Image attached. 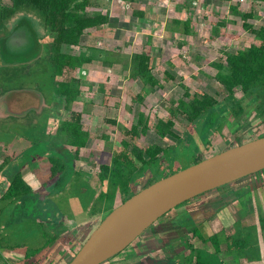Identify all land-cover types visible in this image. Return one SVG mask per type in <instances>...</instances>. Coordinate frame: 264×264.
Masks as SVG:
<instances>
[{"label": "rangeland", "instance_id": "374dc122", "mask_svg": "<svg viewBox=\"0 0 264 264\" xmlns=\"http://www.w3.org/2000/svg\"><path fill=\"white\" fill-rule=\"evenodd\" d=\"M175 1L179 3L178 0ZM9 5L10 0H0V8ZM170 9H173V3L170 4ZM137 10H142L140 11L143 14L142 19L132 16L133 12L136 14ZM236 11L233 10L234 14L231 18L233 23L230 20L229 24L224 23L223 18H207L209 21H205L204 25L203 19L200 17L193 21V35L172 36L168 34V0H122V2L119 0H90L87 12L90 15H105L108 22L86 31L79 45L70 49L71 54L76 55L87 51L93 57L90 67L77 70L69 76L74 78L72 84L78 90L89 94L90 90L95 92L94 105L96 102V105L99 104L102 96H107L108 99L104 98V100L108 101L107 106L111 107H107L106 110L104 108L101 114L94 119H90L92 117L84 113L82 125L90 134V139L86 149L79 152V159L74 161L73 172L70 171L66 176L61 175L62 183H59L58 186L54 187L52 183H48L42 187L43 190L46 188L48 191L54 189V194H49L50 196L39 194V201L37 200L34 205H28L26 212L22 213L23 216H20L21 214L12 216L25 221L23 225H20L19 232L16 227L8 230V232H12V235L4 230L0 231V237L5 240L4 244H8V246L3 244L4 246L0 247V264H22L26 249L40 248L46 244L49 237L56 235L60 237L59 245L55 253L44 264H67L73 258L81 247V240L77 238V233L84 235V232L81 233V231L87 229L86 235L88 230L99 225L102 216L96 218L95 222L88 224L87 227L79 226L70 231L68 228L82 224L100 211H103L104 217L112 210L111 206L114 208L122 203V198L119 195L115 198L117 202L96 199L91 186L92 183L97 186V192L104 189V184L101 186L97 179L98 166L108 164L111 156L123 149L122 141L128 140L129 137L125 130L131 128L140 113L151 120V123L145 136L134 139V144L138 147L158 145L166 149L172 172L174 168L176 172L178 167L182 169L189 167L196 162V158L205 159L264 136V116L256 115L255 104L245 107L238 122L231 115H227L221 127H217L214 123L215 116L211 118L210 122V118L207 121L203 119L204 121L202 120L199 126H196L195 123L189 127L183 117L174 115L178 101L186 100L187 96L207 94L217 101H222L226 96L227 93L223 86L215 79L216 68L212 64L224 63L228 54L237 53L239 49L249 45L247 41H250L248 39L252 38V34L243 29V17L246 19V23L255 29L264 26L263 3H246L237 6ZM247 14H251V17L245 18ZM21 15L13 17L5 24V27L0 28V37L10 33L18 22L15 20ZM28 16L33 19L36 28L40 31L43 26L39 15L32 12ZM216 20L222 21L221 25L219 24L221 27L219 29L214 23ZM228 25L231 27L227 28ZM50 39L48 36L41 38L45 52L42 51L41 55L33 61L8 65L2 63L0 59L1 98L13 91L32 90L40 93L45 103L44 109L39 112L29 108L27 114L17 116L5 115L8 113L7 108L1 113L3 108L0 106V142L7 145L5 154H9L0 176V182L3 185L5 183L8 185L10 178L28 165L22 166L23 162L27 163L30 159L44 161L41 166L44 167V178H47V171L50 168L48 158L51 153L54 155L55 151L60 152L54 145L59 140L53 141L54 139L51 137L54 134H48L49 129L48 131L46 129L49 126H54L49 122L53 123L50 117H54L55 113L59 120L69 118L70 114L63 113L62 108L65 104L63 99L57 96L53 77H51V65L48 62L45 48ZM135 53L149 54L152 57L151 68L157 83L155 86L144 85L146 92L143 91L144 86L141 82L129 77V60ZM138 94L142 95L140 101L135 100ZM236 96H241L239 90L236 91ZM55 98H58V101L55 104H50L55 101ZM49 104L54 108L53 111L49 110ZM69 106L71 109L77 110L84 108L83 103H73ZM223 115L225 113H221L220 117ZM169 118H172L174 122L173 135L158 137L153 129L154 125L160 120L165 121ZM108 120L115 121V124ZM178 138L182 142L177 141ZM67 149L73 151L70 146H67ZM44 152L45 154H43ZM80 159H86L89 164L83 163L84 161L80 163ZM162 164L163 168H168L166 162ZM75 166L83 174H88L89 186L85 183L84 176L74 173ZM261 172L263 175L257 173L259 175H255V179H252L254 182L252 185H256L255 187L264 185V171ZM157 178L161 179L162 177L158 176ZM149 182L150 179L144 178L137 189L141 190ZM241 182L247 183L246 179H240L235 183ZM252 187L246 184L238 190L236 189L235 197L249 198L251 190H253ZM229 188L231 187L213 192L214 195H217V202L228 201V194H223L228 192ZM56 193L59 194L56 195ZM31 201L33 204L35 199ZM182 206L180 205L178 209L183 208ZM12 213L10 212V216ZM204 215L206 216V213ZM210 215L212 216V213L207 214V216ZM179 216L177 223H184L182 224L184 227L194 229L196 224L187 219L186 213L180 210ZM5 217L7 222L15 223V221L13 222L14 218L8 215L3 216V218ZM50 222L52 224H49ZM228 222V219L225 220V223ZM54 223H57L56 227L52 226ZM189 223L192 225L189 226ZM231 224L234 237L244 238L249 235L254 239V230L249 227L242 228L241 222L236 220ZM157 228L166 229L164 227ZM262 229L264 234V225H262ZM202 231L204 233V230L199 233L201 234ZM232 231L231 233H233ZM164 234L167 233L164 231ZM74 237L77 243H71ZM11 243H24L25 246L15 249L12 248ZM252 245L254 246L251 247L252 252L258 254L256 250L258 246ZM244 246L239 247L241 252L251 251L249 247L247 249ZM54 255H56L55 258Z\"/></svg>", "mask_w": 264, "mask_h": 264}, {"label": "trees", "instance_id": "16d2710c", "mask_svg": "<svg viewBox=\"0 0 264 264\" xmlns=\"http://www.w3.org/2000/svg\"><path fill=\"white\" fill-rule=\"evenodd\" d=\"M89 3L90 0H10L9 6L0 8V28L5 27V24L13 17L22 14L15 22L22 18L29 19L39 39L45 36L51 38L49 44H46L45 47L48 54L47 59L51 65V77H53L57 96L63 99L65 109L79 97L78 88L72 84L74 78H70L69 75L88 67L93 57L87 51L76 55L71 54L70 49L79 45L87 30L108 22L105 15H90L87 12ZM32 12L37 13L41 18L43 28L40 31L36 28L33 19L28 16ZM248 17H251V14L245 16V18ZM242 20L243 29L252 34V38L248 39L250 41H247L249 45L239 49L237 53L228 54L224 63L216 62L212 64L216 68V81L223 86L227 93L223 100L217 101L207 94H194L192 97L187 96L186 100H179L177 103L174 115L183 117L188 122L189 127L195 123L196 126H199L203 119L207 121L210 118V122L213 116L216 117L214 123L217 127H221L227 115H231L238 122L245 111V107L252 104H255L256 115L258 117L264 116V26L255 29L246 23L244 17ZM5 36H1L0 40ZM41 46L42 51L45 52L42 44ZM151 59L148 54L135 53L131 55L130 77L141 82L143 86H155L157 83L152 73ZM145 86L142 88L144 92H146ZM237 90L241 92L240 97L236 96ZM135 100H142V95L138 94ZM219 113H225V115L220 117ZM220 118H222L221 121ZM111 122L115 124V121ZM150 123L151 120L140 113L131 128L125 130L129 137L128 140L122 141L123 149L115 152L108 164L99 165L97 178L102 185L107 183V188L105 192L102 191L99 194L98 200L103 201L105 199L112 202L119 195L122 198L121 202H124L135 193L136 187L144 178L150 179V182L146 185L148 186L159 180L157 177L162 171L167 176L175 172V168L172 172V167L168 163L169 154L166 149L158 145L138 147L134 144L140 136H145ZM173 126L174 122L172 118H169L165 121L160 120L154 125L153 129L158 137L163 138L166 135H173ZM57 132L56 139L59 142H55L54 145L60 152L55 151L54 155L51 153L48 158L50 180L59 176L62 180L61 175L66 176L70 171L73 172V163L79 159V152L86 148L87 141L90 138V134L82 129V114L79 112L72 113L70 120L62 122ZM177 141L182 142L179 138ZM131 144L133 145L131 146ZM67 146H70L73 151L68 150ZM196 159L195 163L202 160ZM33 160L30 159L27 163L23 162L22 166L33 162ZM4 161L5 163L3 162L0 165V176L4 165L7 163L6 160ZM163 162H166L167 169L163 168ZM38 196L25 183L21 170L16 172L10 178L9 184L0 196V231L4 230V232L12 235V232H8V230L16 227L19 232L20 225H23L25 221L24 219L22 221L21 219H15L12 216H19V214L23 216L22 213L26 212L28 205H34L37 200L39 201ZM32 199H35L33 204H31ZM111 209H113L112 206ZM10 212H13L11 216ZM7 215L14 218V224L7 222L6 217L3 218ZM262 225H264V222H261V227ZM54 226H57V223H54ZM187 229L190 228L187 227ZM191 232L193 235H199L196 229L191 230ZM49 238L48 241L46 240V244L40 248L26 249L21 263L44 264L50 259L59 245L58 239L60 237L56 235ZM3 241H5L4 238L0 237V247L8 246ZM209 241L218 249L217 236L209 237ZM233 244L235 249H239L244 244L246 245V240L245 238H238L234 240ZM11 246L18 249L24 247L25 244L11 243ZM55 256L53 257L55 258ZM197 264H204L199 260V257H197Z\"/></svg>", "mask_w": 264, "mask_h": 264}, {"label": "crops", "instance_id": "0c3cea01", "mask_svg": "<svg viewBox=\"0 0 264 264\" xmlns=\"http://www.w3.org/2000/svg\"><path fill=\"white\" fill-rule=\"evenodd\" d=\"M119 1L122 2V0ZM178 2L179 3H177L175 0H168V34H171L172 36H185V34H189L188 36L193 35V21L200 17H202L204 25L206 24L205 21H209L207 18H223L224 23L229 24V20L231 21V23H233V20L231 19L234 14L233 10L236 11L237 6L241 5L237 2V0H178ZM172 3L173 9H170V4ZM140 11L137 10L136 14H134L133 12L132 16L134 18L138 17L142 19L143 14ZM221 22L222 21L220 20H216L214 22L218 29L221 28ZM229 27L231 26L228 25L227 28ZM228 36L230 35L228 34ZM39 41L41 43V39H39ZM130 61L131 58L129 60L128 66H130ZM88 67H90V65ZM84 69L86 68H83L81 70ZM30 92L33 93L28 94ZM89 92L91 93L89 94L87 92H84L83 90H79V97L77 99L78 101H73L71 103H83L84 108L82 110L71 109L70 106L67 109H65L64 107L62 108L63 113L70 114L69 118L59 120L56 113L54 117H50V120H53V123H51V121L49 123L54 124V126H49L46 131H48L49 129L48 134H54V136L51 138L57 140V130H59L60 124L64 121L70 120L72 113H81L83 122V119L85 117L84 113H86V115L88 116H91L92 118L90 119H94L95 117L101 114L104 108L106 110L107 107H111L107 106V96H102L99 104L96 105V102L94 105L93 100L95 99V92L93 90H90ZM10 94L8 93L7 95L2 96V98L0 96V106H2L3 108V110H1V113L4 111V109H8V113H5V115H25L29 112V108H31V110L34 109L35 112H39L44 109V98L40 93L36 91H13ZM104 98H106V100H104ZM57 101L58 98H55V101L53 103L51 102L50 104H55V102ZM48 108L52 111L54 109L51 106ZM106 117L108 116L106 115ZM108 121L110 122L112 120ZM83 127L84 125H82V129L84 131H87ZM100 136L102 137V135ZM89 139L87 141V144L89 143ZM32 144L37 145L36 143ZM6 146V144L0 142V165L3 162L5 163L4 160L8 161L9 158V154H5ZM39 160L33 161L31 164H28L21 170L22 178L24 179L25 183L31 188V191L33 193H36L38 195L43 194L50 196L49 194L52 195L55 193L54 189H50V191H48L46 188H44L43 190L42 187L46 186L48 183H52L55 187L58 186V184L62 181L60 176L56 179L50 180V168L47 171V178H44V167L41 166V164H44V161L42 160L41 162H39ZM79 162H83L86 164L88 163L86 159H80ZM180 168L181 167H178L177 169L180 170ZM41 172H43L42 175H39L41 174ZM74 173H76V175L80 174L84 176L85 183L88 185V174H83V172H80L76 166ZM259 174L263 175V172H259ZM259 174H254L243 178L246 179L247 183L234 182V184L231 183L227 186H224L223 188H218L216 190L207 192L192 200H189L185 205L183 204V208H181L180 210L183 213H186V216H188V220H191L192 222L194 221L193 223L196 224L194 229L198 231V236L193 235L191 230L194 229L192 227H189L190 229L188 230L186 225V227L182 225L184 223H177V218L180 217V210L178 209V207L180 206L179 205L178 207L165 214L162 218L158 219L153 225L150 226L149 229L143 232L133 243H131L122 252L102 264H197V257H199V260L204 264H214L215 262H217L218 264H264V234L263 229L261 227V222H264V185L257 187H255L256 185H252L254 183L252 182V179H255L254 176ZM158 176L164 178L167 175L164 171H162ZM99 183L102 186L100 181ZM246 184L247 186H253V190H251V196L249 198L246 197V199L243 196L240 198L235 197V192L238 190V188L245 186ZM6 187V183L3 185L0 182V196L4 192V189ZM91 187L95 192V198L98 199L99 194L102 191L105 192V189L107 188V183H104V189H102V191L100 192H97V186H94L93 183ZM137 187L136 191H138ZM225 187H231L229 188L228 192L223 194H228V201L222 203L217 202V195H214L215 193L213 194V192L222 191ZM38 191L41 193H39ZM57 194L59 193H56V195ZM114 202H117V200H114ZM204 213H206V216L204 215ZM209 213H212V216H207V214ZM103 214V211H100V213L92 215L89 220L84 221L82 224L75 225L76 227L73 226L68 228V231L72 230L73 228H78L79 226L87 227L88 224L95 222L96 218H98L99 216H102L101 219H103ZM227 219L229 220V222L225 223V220ZM235 220L241 222L242 228L245 229L249 227L250 229L254 230V239L249 235L244 237L246 240V245L244 247H247V249L249 247V250H251V247L253 246L252 244H255L258 246L256 247L258 254H254L252 250L250 252H241V249H235V245L233 244L234 240L238 238H243L241 236L234 237L235 235L231 229V223ZM49 224L52 223L50 222ZM188 225L190 226L192 225V223H189ZM52 226H54V224ZM157 227H164L166 229L161 230ZM95 228L96 227H94L90 231L88 230V233L86 235L85 231L87 232V229L81 231V233L84 232V235H80L79 232L77 233V238L81 240L80 245L83 244V242L88 238V236ZM201 230H204V233L202 231V233L200 234L199 231L201 232ZM164 231L167 234H164ZM231 231L233 233H231ZM211 236H217L218 249H216L212 242L209 241V237ZM74 239L75 237L73 238L71 243H77Z\"/></svg>", "mask_w": 264, "mask_h": 264}, {"label": "water", "instance_id": "95a60500", "mask_svg": "<svg viewBox=\"0 0 264 264\" xmlns=\"http://www.w3.org/2000/svg\"><path fill=\"white\" fill-rule=\"evenodd\" d=\"M41 52L38 34L26 18L20 19L0 40L1 60L8 65L33 61ZM261 171H264V136L161 178L114 207L67 264H102L182 203Z\"/></svg>", "mask_w": 264, "mask_h": 264}, {"label": "built area", "instance_id": "2783aa9c", "mask_svg": "<svg viewBox=\"0 0 264 264\" xmlns=\"http://www.w3.org/2000/svg\"><path fill=\"white\" fill-rule=\"evenodd\" d=\"M238 3H240L241 5H245L246 3H263L264 0H237Z\"/></svg>", "mask_w": 264, "mask_h": 264}]
</instances>
